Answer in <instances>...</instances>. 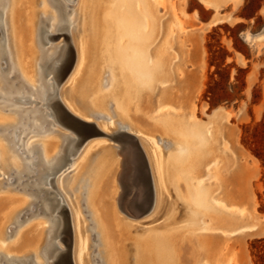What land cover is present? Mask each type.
<instances>
[{
  "label": "rangeland",
  "instance_id": "1",
  "mask_svg": "<svg viewBox=\"0 0 264 264\" xmlns=\"http://www.w3.org/2000/svg\"><path fill=\"white\" fill-rule=\"evenodd\" d=\"M45 1L48 5L47 8L43 6L45 2H42V0H21L18 4L17 18L15 16V19L19 23L27 21V31L32 36H29L31 39L26 42V47L30 46L31 50L33 48L30 53L33 54L32 56L18 57L15 56V51H13L14 41L10 39L9 28L11 25L9 27V22L5 16L8 3L7 0H0V73L5 82L11 77L8 80V85H5L6 88H0V93L6 94L5 91L9 92L12 84L18 82L19 79L34 88L39 83L38 70L42 53L43 56L44 54L47 56L50 53H55L59 48L61 51L66 49L68 51V65L65 72L63 71L60 75L54 88L57 92V98L70 114L83 122L90 123L92 128L96 132H101V134L85 137L83 143L74 150L73 154L66 155L71 160L47 177L52 179L49 184H39L40 188L48 190L46 191L47 199L36 196L39 195V192L34 196H30L31 191L29 189L28 191L25 190L27 186L30 189L33 186L37 187L33 184L35 176L24 175L15 179L13 177L17 176L16 174L9 175L10 170L17 167H5L4 156L0 151V219H3L0 222V231L4 234L1 237L5 240L0 237L4 242L1 243V240L0 246L7 241L8 244L13 242L14 246H20L24 249H22L23 252L7 256L9 258L13 257V259L16 258L14 262L17 264H35L34 259H36L35 262H40L37 264H50L51 262L59 264L61 255H65L67 258L65 264H102L100 244L92 227L93 219L86 212L88 208L85 207L83 202L86 196L84 193V189H86L84 179L89 175V169L95 162L99 152L102 149H109L115 162L113 161L114 165H111V174L100 186L106 192L103 197L105 203L103 213H108L107 219L109 218L112 222V232L114 234H118L116 232L120 227H117V224L123 217L124 220L134 223L136 229H133L135 231L132 230L134 233L138 230L136 227H140V225L145 227L152 223V228L154 225L158 228H166L165 231L169 239L171 241L173 239L171 246L175 244L177 254H179L177 257L179 256L180 261L183 260V264H264V237L262 238L260 234L252 231V228H256L257 222L262 223L264 221V0H241L240 6L235 12L234 20H230V18L225 20L221 17L219 22L210 20L213 16L218 18L220 10L227 6L230 0H151L157 10H155V13L158 14L155 16V22L158 27L153 33L155 39L149 44L148 48L152 54L151 57L156 55L153 57L154 62L160 61V66H164L165 62V66L162 70L163 77L153 85L152 90L148 91L144 97L142 96L143 102L142 100V103L139 102L141 107L138 103L136 105L138 108H133L134 118L137 119L136 117H138L137 125L140 127L138 132H128L122 124L115 123L114 121L117 118L113 119L111 117L113 114L111 109L107 112L108 116L111 114L110 118L102 115L94 117L87 114L88 118L85 115L80 116L81 113L76 112L75 109L68 108L66 101L69 100L65 96L67 95L65 84L68 80V72L70 68H73L77 58V48L74 43L75 35H77V20L75 18L77 0ZM29 3L31 4L29 5ZM59 3L63 5L60 6ZM54 4L58 6V9L54 7ZM35 8L37 10L33 14ZM138 9H140V6H138ZM45 10H50L51 13L56 15L57 20L60 21L59 24L62 25L52 28L51 22L46 23L48 20L45 21L47 17L45 13L48 11L45 12ZM31 11L33 26L29 24ZM233 21H237L236 24ZM43 26L44 30L50 31L53 36L47 38L48 36L45 33L43 34L44 38L48 39L47 43H39L38 41V38L42 35L41 28ZM245 29H250L254 37H257L254 42L248 44L241 38V34L245 32ZM127 40L126 37H122L120 43L126 44L128 43ZM156 40L158 41L156 42ZM152 51L154 52L152 53ZM238 52H248L249 54L252 52L255 55L256 65H261L259 80L254 86L247 85L245 70L236 65L235 58L238 56ZM59 57L60 54L53 59V64L60 62ZM70 58L72 59L70 60ZM154 62L152 63L155 64ZM63 64L61 63L59 69L62 68ZM53 75V72L48 70L46 76L43 77V81L55 82ZM165 83L167 84L165 85ZM50 89L53 90L52 87ZM30 92L31 88L26 91V95L35 101L29 102L26 98L17 100L13 97L16 94L15 91L12 95L7 94L11 97H0V142L1 139L11 140L14 130H7V128L13 124L17 126L23 120V128L15 133L17 142L13 147L9 146L12 154L17 156L23 164L31 160L28 157L23 159L29 154V152L22 151L23 148L28 150L35 144L40 145L43 150L42 154L35 152L37 163L39 164L40 160L43 159V162H52L58 156L63 155L62 153L65 150L61 142V135L76 138L81 137V134L72 128L68 129L60 125L56 121L47 123L50 108H46L45 104L42 103V99H35ZM161 93L166 96V99L161 101L162 104L159 101ZM49 98H53V96ZM140 108L142 109L140 110ZM74 112L79 114L77 115ZM164 116L170 117L168 119ZM170 120L171 123L168 122ZM173 120L184 125L194 126L200 132L203 131L205 135L210 136L213 143L215 153L213 152L214 157L212 159L216 163L212 159H207V162L211 161V164H214L211 165L210 162L209 164L206 162L205 170L203 169L204 171L198 179L202 182L201 184L208 185L212 189L210 199L217 197L220 200L216 202L217 213L208 214L209 212L202 211L198 227L185 224L187 226L185 228L184 223L183 225L172 224L173 221L172 223L167 222L168 225L165 227V221H162V216H159L160 212L157 208L159 205L156 200L158 190L154 185V180L152 181L151 160L156 159V157L153 158V155H147L144 146H142V141H140L142 134L148 133L152 143L167 152L171 141L166 137L163 126L168 123L172 124ZM29 122H38L39 126L45 125L46 127L44 131H31L32 126H28ZM40 122L42 123L40 124ZM111 122H113L111 130L101 129V124ZM160 122L161 124H159ZM119 131L126 132L125 134H130L131 137L119 139V142L113 138L114 134ZM129 140L134 141L135 145L129 144ZM168 141H170L169 144ZM122 143L126 144L124 148ZM19 144L21 146L16 149ZM127 146L131 148L136 146L145 158L150 181V198L149 207L144 212L128 213L123 203L126 200L129 201L126 194L129 186L123 181L126 166L129 165ZM67 151L69 152V148H67ZM254 154H258L263 161ZM157 159L171 169L173 165L169 161L171 159H160V157ZM38 169H42V166H38ZM39 175L40 172H38ZM59 199L63 201H59ZM73 202L78 204V208L83 214V216L81 214L82 217L78 218L81 219L78 222L79 227L82 225L84 227L85 223L87 227L83 229L81 227L82 230L79 229L81 232L83 231L82 236H85L84 239L87 241L81 243V247H77L75 244V235H79L80 231L76 228L77 226L75 227L77 218L74 217L76 215L74 214ZM49 207L52 208L49 215H47L45 211ZM12 208L15 210L12 211ZM8 210H11V212ZM8 212L12 215H8ZM117 214L121 217L116 216ZM7 216L9 219H7ZM53 216H55L54 219L61 220V226L65 230V234L59 231L53 234L52 243H58L60 250L59 255L56 257H49L43 253V250L45 246L48 248L47 232L51 226L48 219ZM149 217L153 218V222ZM157 217L159 219H156ZM5 222H8V224ZM209 222L212 225L216 224L214 228L209 227ZM135 223H138L139 226ZM135 225L137 226L135 227ZM2 226L6 233L3 231ZM175 226L176 228L178 226V228L175 229ZM149 227L151 228L150 225ZM140 228L139 230H142ZM185 229L187 232L195 229L196 234L194 231L192 232L194 234H191V231L188 232L189 234H184ZM16 233L20 235L19 239H17ZM5 235L6 237H4ZM171 235L173 238H171ZM33 241L32 246H25L26 243L30 242L32 244ZM82 245H85V247ZM36 251L39 253H36ZM196 261L197 263H195ZM16 263H10L7 258L0 259V264Z\"/></svg>",
  "mask_w": 264,
  "mask_h": 264
},
{
  "label": "bare ground",
  "instance_id": "2",
  "mask_svg": "<svg viewBox=\"0 0 264 264\" xmlns=\"http://www.w3.org/2000/svg\"><path fill=\"white\" fill-rule=\"evenodd\" d=\"M20 1L21 0H7L8 6L5 11V16L7 21L9 22V27L11 25V27L9 28V32L10 39L14 41L13 51H15V56L30 57L33 55L30 54L33 48L32 50L30 46H28L27 48L26 42L31 39L29 36L32 35L27 31V21L19 23L18 20L15 19V16L17 18V7L18 4H20ZM42 2H45L43 6L47 8L48 5L46 4V1L42 0ZM30 4L31 3H29V5ZM138 6H140V9H138ZM154 7L155 4L153 5L151 0H77V6L75 9V18L77 20V35H75L74 39V43L77 48V58L73 68H70V71L68 72L69 76L65 84L67 89L65 91L67 92V95L65 96L69 100L66 101L67 103H65L67 104L68 108H70L71 110L75 109L76 112L81 113L80 116H87V114H89L93 115L94 117L102 115L109 118L111 114L109 113L110 116H108L107 112H109L111 109V113H113L111 117L113 119L117 118L114 122L118 125L122 124V126L127 129L126 131L138 132V130H140V127L137 125L138 117H136L137 119H135L133 116V111L135 109L134 107H137L136 105L141 102L142 96L144 97V95L148 93V91L152 90L153 85L164 75L162 70H164L163 67L165 66V62L164 66H160V61L155 63V59L153 57L156 55L151 57L152 54L150 53V49L148 48L149 44L155 39L153 33L158 27L155 22V16L158 14L157 12L155 13L156 9ZM36 10L37 9L35 8L33 14ZM47 11L45 10V12ZM49 11L45 13V16H47L46 18L49 17L51 19V24L53 25L52 28L54 26H56L57 28L59 25V21L57 20L56 15ZM36 15L38 16V14ZM32 19L33 17L31 11L29 18V24L31 26H33ZM43 33L48 34L50 33V31L43 30L41 34L43 35ZM50 35L52 34H48L47 38H49ZM122 37H126L128 39V43H120ZM157 41L158 40H156V42ZM161 49L163 50V48ZM61 52L66 53L62 55V58L59 57L60 62L53 64V59ZM153 52L154 51H152V53ZM173 55L175 56V54ZM48 56L51 60L49 61V63H52V67L56 69V72H58L61 63H64L62 68L59 69V73L61 74L65 65L67 64L68 51H66V49H63L61 51V49L59 48L55 53H50ZM71 59L72 58H70V60ZM152 62H154L155 64H153ZM171 67L173 68V66ZM107 72L108 74H106ZM166 84L167 83H165V85ZM53 90L52 93L56 94V90L54 92ZM165 99L166 96L164 95V93H161L159 97L160 104H162L161 101ZM55 103L56 102H53V105H55ZM141 103H139L140 107ZM141 109L142 108H140V110ZM79 113L75 114L78 115ZM169 117L164 116V118L168 119ZM171 120L168 122L171 123ZM112 123L113 122L109 124H101V129L103 128L106 130H111ZM33 124L34 126H39L38 122ZM159 124H161V122ZM70 127L81 134V141H83L85 137L93 135L90 133H85L84 131L74 128L73 126ZM206 129L208 130V128ZM163 130L166 133V137H168V139L171 141H168V144L170 142V147L167 148V152L161 150V148L159 149V147H156L152 143V139L149 137L150 135L148 133L142 134V137L140 139V141H142V146H144L145 148V153L149 156L153 155V158L156 157V159L151 160V167L153 169L152 181L154 180V185H156L158 190L156 200L159 204L157 206V208L159 209L158 211L160 212L159 216H162V221H165V227L168 225L166 224L167 222L172 223V221V224L177 223L183 225L184 223L183 226H185V228L187 227L186 225H190L191 227H198L200 224L199 219L202 211H207L209 212L208 214H212L215 212L217 213L218 210L216 209V202L220 200V198L217 197L210 199L212 189L208 185L204 186L203 184H201L202 182L198 179L199 175L205 170V165H207V163L209 164V162L211 164V161L207 162V159H212V157H214L212 140L210 136L205 135L203 131L200 132L196 127L184 125L183 123L176 120L172 124H165L163 126ZM116 137L117 139H128L129 137H131V135L120 133L117 134ZM128 143L135 145V142L132 140H129ZM1 144L2 146L0 145V151H2V154L4 156V166L7 168H10L12 165L16 166V170L20 172L22 168L21 161L13 157L10 159L9 156L5 153L6 148L3 145V142H1ZM76 146L77 145L75 144L72 149L74 150ZM126 151L128 152L127 161L129 165L126 166L123 181H125L129 186V189L126 193L129 201L125 199L126 202L123 203L128 213H136L137 211L144 212L149 207L150 198V181L149 174L146 168V162L144 160L145 158L143 154H141V152L137 150L136 146L135 148L127 146ZM111 154L112 153L109 149H102L99 152V155L97 156L95 162L89 169V175L86 178L87 180L84 179V182L86 183V189H84V193L86 196L84 195L85 198L83 202L85 204V207L89 209H86V212H88V214L92 217L91 219H93L92 227L94 228V233L96 235L97 241L100 244L99 247L101 248L100 252L102 254V264H183V260L180 261L178 259L179 256L177 257V255L179 254H177V248H175L174 246L175 244L171 246V242H173V239L172 241L169 239L165 231L166 228H158L155 225L152 228L153 223L146 225L144 221L142 223H144L146 226L143 227V225H140V227L142 226V230H139L140 227H136L137 225L139 226V224L135 223L137 224L135 225V227L138 230L134 233L133 231L136 230L134 228V223L128 222L122 217L121 219L119 218L120 221H118L117 224V227H120L116 232L118 234H114V232H112L113 226L109 218L107 219L108 213H103V205L105 206L103 197L106 192H104L101 189L102 186H100V184L104 182L107 176L111 174V165H114L115 162L113 160V157H111ZM158 157H160V159H171L169 160L171 164L173 163L171 169H169L170 167L168 168L166 164L157 159ZM212 160L214 161V159ZM214 163L216 162L214 161ZM179 183L182 185L181 188V185ZM71 190L72 188L70 189V192ZM61 200L59 199V201ZM73 207L75 209L74 214L76 215L74 216L73 214V216L77 218V222L75 221L77 223L75 227L77 226L76 228L78 230L81 229V227L83 229L84 227H86V223L84 224V227L83 225L79 227L78 223L81 221V219L78 218H80L82 211H80L76 202H73ZM11 210L8 211L11 212ZM14 210L15 209H13L12 211ZM9 212L8 215H12ZM3 215L2 217L6 218ZM116 216L119 217L120 215L117 214ZM7 219H9L8 216ZM152 219L153 218H151V221ZM156 219L159 218L157 217ZM1 220L3 219H0V222ZM74 220L76 219L74 218ZM1 224L6 225L8 224V222L6 224ZM149 225L151 226V228L149 227ZM214 225L216 224L214 223ZM214 225L210 223L209 227L214 228ZM172 228L174 230V226ZM177 228L175 226V229ZM194 230H188V232L191 231V234H194L192 233ZM63 231L65 234V230ZM188 232L185 229V232L183 233L186 234ZM82 234H84L83 231H80L79 235H75V244L77 245V247H81V243L87 242L86 239H84L85 236L83 237ZM1 235L2 237L4 235L2 231H0V237ZM19 236L20 235L17 234V239H19ZM4 237H6V235ZM1 238L0 241L2 239L4 240V238ZM171 238H173L172 235ZM3 240L1 243H4ZM30 242L26 243L25 246H32L34 241L32 242V244ZM10 243L8 244L6 241L4 245L0 246V259L7 258L10 260V263H14V261H16V258H9V256L7 255L23 252L24 249L20 246H14L13 242ZM55 244H57V246L59 247L58 243L55 242ZM85 245L82 246L85 247ZM46 249L47 248L45 246L43 250L44 254L46 253ZM59 249H53V254L55 257L59 253ZM179 249L181 250V248ZM37 252L38 251H36V253ZM35 260L36 259H34L35 264L40 263L37 261L35 262ZM187 261L189 262V260ZM195 263H197V261ZM50 264L54 263L51 262Z\"/></svg>",
  "mask_w": 264,
  "mask_h": 264
},
{
  "label": "flooded vegetation",
  "instance_id": "3",
  "mask_svg": "<svg viewBox=\"0 0 264 264\" xmlns=\"http://www.w3.org/2000/svg\"><path fill=\"white\" fill-rule=\"evenodd\" d=\"M59 5L62 6L63 4L62 3L61 4L59 3ZM54 7H56V9H58V6L56 4H54ZM58 15H59V13H58ZM46 20H48V21H46ZM45 21H46V23H50L51 22V19L48 17V18L45 19ZM61 25L62 24H59L58 27H60ZM43 30H44V26L41 28V33L43 32ZM48 34H50V33H48ZM48 34L45 33L46 36H48ZM51 37H53V36L50 35L49 38H51ZM38 41H39V43H47L48 42V39H45L44 38V35H41L38 38ZM65 53H62V52L59 53L60 54V58H62V55H64ZM49 61H51L50 58H49V56L48 55L45 56V54L43 56V53H42L41 60L39 61V70H38L39 83L34 88L31 87V86H28L21 79H19L18 82H15V83L12 84V86L9 88V90H10L9 92L8 91L7 92L5 91L6 94H4V93L1 92L0 93V97H3V98L11 97V96H7V94L12 95L13 92L15 91V93L17 94V95L15 94L16 96L15 95L13 96V97H15V99L21 100V99L26 98V100H28L29 102L35 101L34 99H31L30 97H28L26 95V91L27 90L29 91L30 88H31V92H30V93H32L31 95H33V97L35 99H42V101H43L42 103L45 104L46 108H50V113H48V116H50V118L48 117L49 120H47V123H50L51 121H54V122L56 121L60 125H62V126L68 128V129H70L71 127L69 125L65 124L61 119H59L56 116L54 110L51 108V107L54 106L53 105V102H57L64 110H67L63 106V104L59 101V98H57V92H56V94H54V93H52V91L50 89V87H52V89L55 88V86H56V84H57V82L59 80L60 73L58 75V73L56 72V69H54L52 67V63H49ZM48 70H51L53 72V74H54L53 75V78H55V80H56L55 82L53 81L51 83H48L49 81H47V82H44L43 81V77L46 76ZM10 78L11 77H9L8 80ZM51 79H52V77H51ZM8 80L5 82L3 80V78L1 77V73H0V88L1 89L4 88V87L6 88L5 85H8ZM19 83H20V86H19ZM16 85H18V86H16ZM54 91L55 90H53V92ZM50 96H53V98H49ZM22 102H24V101H22ZM23 122L24 121L22 120V122H20V123L17 124V126H16V124H13L9 128H7V130H14V134L12 135V139L11 140L10 139H5V140L1 139V142H3V145L6 148L5 149V153L9 156L10 159L13 157V158H16V159L20 160L17 156H14L12 154V152L9 149V146L10 147H13L14 144L17 142V138L15 137V133L19 132L20 129L23 128V126H24L23 125ZM54 122H53V124H54ZM60 122L63 123V124H61ZM41 123L42 122H40V124ZM29 125L32 126L31 131H34V130L44 131V129L46 127L45 125H43V126H41V125L40 126H34L33 122L32 123L29 122L28 123V126ZM120 133L125 134L126 132L124 133L122 131H119L116 134H120ZM116 134H114L113 138H115V140L119 141V139H117V137H116ZM61 139H62L61 142L63 143V146H64L65 150L62 153L63 155L58 156L57 159L53 160L52 162H49V161L48 162H45V161L43 162V160H44L43 159V160H40L41 162L38 164L37 163L38 161L36 160L35 152H38V153H41L42 154L43 153V150L40 147V145L38 146V145L33 144L28 150H24L25 148H23V150H22V151H25L26 153L29 152V154H27L23 159H25V158L28 157L31 160H29V161L21 164L22 168H21L20 172L17 171L15 168H12L10 170L9 175H11V174H16L17 175L15 177H13L15 179L17 177H20V176L23 177L24 175H27L29 177L35 176V179L33 180V184L35 186H37V187H34L33 186L30 189V187L27 186L25 188V190L28 191V189H29L31 191L29 193L30 196H34V194H36L37 192H39V195H36V196H38V197H45L47 199L46 191H48V190H43L42 188L39 187V184H41V183L49 184L50 178L48 179L47 177L50 176V175H52L54 173V171L58 170L59 168H61L62 166H64L68 161H70L71 159L69 157L67 158L66 155L67 154L68 155L73 154L74 153V150L79 145H81V143H83L81 141L82 136L81 137H76V138H70V137L61 135ZM1 142H0V145L2 146ZM75 144L77 146L73 150L72 148L74 147ZM122 144H123L122 147L124 148L126 146V144H124V143H122ZM20 146H21V144H19L16 147V149L19 148ZM67 148H69V152L67 151ZM40 165L42 166V169H38V166H40ZM14 167H16V166H14ZM38 172H40V175L39 176H38ZM45 174H47V175L45 176ZM51 208L49 207V209H47L45 211V213L47 215H49V213L51 211ZM54 218H55V216H53L50 219H48L49 220V224L51 226H50V228L48 229V232H47L48 233L47 234V244H48V248L46 249V253L45 254H47L49 257H53L54 256L53 249H55V250H58L59 249V247L57 246V244L52 243V238L54 236L53 234H55L58 231L64 234V231H63L62 226H61V220L60 219H54ZM14 263H16V262H14Z\"/></svg>",
  "mask_w": 264,
  "mask_h": 264
},
{
  "label": "crops",
  "instance_id": "4",
  "mask_svg": "<svg viewBox=\"0 0 264 264\" xmlns=\"http://www.w3.org/2000/svg\"><path fill=\"white\" fill-rule=\"evenodd\" d=\"M240 2L241 0H230V3H228L227 6L220 10V15L218 17L219 19L216 16H213L210 21L219 22L221 21V17H223L225 20L227 18H230V20H234L235 12L240 6ZM236 22L237 21H233L234 24H236ZM246 36L248 37L246 38ZM241 38L249 44L251 42H254V39H256L257 37H254L250 29H245V32L241 34ZM254 56L255 55L252 52L251 54H249L248 52H238V56L235 58L236 65L245 70V81L248 86H254L257 83L261 71V65H256V59L254 58ZM252 229L253 232L255 231V233L260 234L262 238L264 237V221L262 223L257 222L256 228Z\"/></svg>",
  "mask_w": 264,
  "mask_h": 264
},
{
  "label": "water",
  "instance_id": "5",
  "mask_svg": "<svg viewBox=\"0 0 264 264\" xmlns=\"http://www.w3.org/2000/svg\"><path fill=\"white\" fill-rule=\"evenodd\" d=\"M66 67H67V64L65 65L63 71L66 70ZM51 108L54 110L56 116L59 119H62L65 122V124H67L69 126H73L74 128H77V129H79L81 131H84L85 133L101 134V132H96L92 128L90 123H86V122H83V121L79 120L78 118H76L75 116L70 114L67 110H64L57 102ZM51 180L52 179L50 178V181ZM57 255H59V254H57ZM66 260H67V258L64 255H61L59 264H65Z\"/></svg>",
  "mask_w": 264,
  "mask_h": 264
},
{
  "label": "trees",
  "instance_id": "6",
  "mask_svg": "<svg viewBox=\"0 0 264 264\" xmlns=\"http://www.w3.org/2000/svg\"><path fill=\"white\" fill-rule=\"evenodd\" d=\"M258 159H260L261 161H263L262 159H261V157L260 156H258V154H254Z\"/></svg>",
  "mask_w": 264,
  "mask_h": 264
}]
</instances>
